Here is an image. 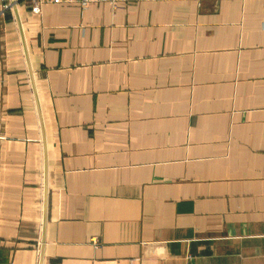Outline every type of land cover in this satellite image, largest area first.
<instances>
[{"label":"crops","instance_id":"crops-1","mask_svg":"<svg viewBox=\"0 0 264 264\" xmlns=\"http://www.w3.org/2000/svg\"><path fill=\"white\" fill-rule=\"evenodd\" d=\"M0 264H264V0H0Z\"/></svg>","mask_w":264,"mask_h":264},{"label":"built area","instance_id":"built-area-1","mask_svg":"<svg viewBox=\"0 0 264 264\" xmlns=\"http://www.w3.org/2000/svg\"><path fill=\"white\" fill-rule=\"evenodd\" d=\"M75 1H77L82 8H86L87 6L93 3L108 2L114 5H118L120 3L126 2L127 0H75Z\"/></svg>","mask_w":264,"mask_h":264}]
</instances>
